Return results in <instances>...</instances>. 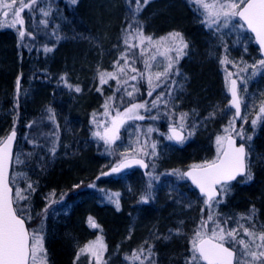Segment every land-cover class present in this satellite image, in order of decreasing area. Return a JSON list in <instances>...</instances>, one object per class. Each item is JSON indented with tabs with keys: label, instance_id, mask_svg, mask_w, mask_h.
I'll list each match as a JSON object with an SVG mask.
<instances>
[{
	"label": "trees",
	"instance_id": "1",
	"mask_svg": "<svg viewBox=\"0 0 264 264\" xmlns=\"http://www.w3.org/2000/svg\"><path fill=\"white\" fill-rule=\"evenodd\" d=\"M196 1L205 4L229 0H58V6L62 4L65 10L67 3L73 2L70 7L74 15L68 24H65L66 19L58 22L61 28L56 39L53 37L55 45L49 46V51L43 47V42L53 45L54 41L48 40V31H42L37 25L38 17L32 15V12L36 14L34 6L23 10L18 22L11 21V28L0 27V122L5 125L2 127L5 134L12 130L17 132V146L22 142L39 156L37 162L29 165L32 178L22 188L27 217L43 222L49 264H93L89 263L91 258L84 254V248L94 233L105 241L107 248L111 247V252L120 255L121 249L117 246L123 243L134 219L137 227L145 223L149 226L167 224L175 228L171 234H176L168 239L164 235L165 238L144 246H140L138 240L132 253L125 249L123 258L139 250L148 252L155 264H192V257L199 261L193 249L194 236L204 221L222 222L225 212L236 208L258 209L264 218V177L259 171L255 172L252 183H234L235 200L228 209H218L211 216L208 207L200 201L182 212L165 208V204L169 206L167 203H158L150 212L138 202L127 200L125 192L130 188L127 183H131L132 189L139 188L137 175L134 176L139 172L135 170L126 172L129 178L122 185L118 184L119 175L99 181L93 179L101 163L99 160L110 159L113 164L107 143L98 137L106 128L103 118L106 120L109 116L111 120L108 127L109 143L114 139L111 146L117 141L119 122H123L122 126L138 123L133 119L127 122L126 118L118 121L111 114L122 113L123 116L136 102H150L156 93L155 86L146 84L137 72L150 58L143 52L144 43L151 45L153 40L166 34L182 36L184 49L188 46L190 51L180 64L187 61L192 65L190 102L216 98V51L214 53L206 42L213 41L215 32L198 16ZM52 36L50 32V38ZM185 68L188 69L186 64ZM262 82L259 90H264V78ZM24 85L29 91L25 96ZM130 91L132 95H128ZM150 108L152 112L156 108L152 102ZM259 131L256 140L262 143V148L258 146L262 152L264 124ZM203 140L202 136L197 146L187 147L177 154L182 158L180 165H195L202 160L205 156ZM74 141L79 142L78 147ZM72 142L75 152L61 155L62 149ZM83 145L84 149L79 148ZM44 155L46 157H42ZM100 181L107 183L101 185ZM188 187L200 200L190 185ZM114 193L120 198L118 212L109 207L108 214H102L103 196ZM14 204L17 214L23 216L17 200ZM88 219L95 221L93 228L86 223ZM133 238L125 244H130Z\"/></svg>",
	"mask_w": 264,
	"mask_h": 264
},
{
	"label": "rangeland",
	"instance_id": "2",
	"mask_svg": "<svg viewBox=\"0 0 264 264\" xmlns=\"http://www.w3.org/2000/svg\"><path fill=\"white\" fill-rule=\"evenodd\" d=\"M151 1L156 2L157 0ZM244 2L245 0H229L224 3L215 1L205 4L197 1L195 3L196 6L198 5L196 8L202 22L207 28L213 27L215 32L212 34V37L215 36L212 39L214 42L206 40L213 52L216 51L214 63L218 66V70L216 69L218 90L216 98L212 101L203 99L194 104L190 103L191 89H193V79L190 73L192 65L189 66L187 61L180 64L190 51L188 46L184 49L186 44L182 36L166 34L164 37L153 40L151 45L144 43L143 52L150 58H147V62L149 59L147 65L141 70L138 69L137 72L142 75L146 84L155 86L156 93L150 102H141L142 100L136 102L135 106L127 109L128 112L123 116H121L122 113L118 114L119 117L115 113L111 114L118 118V121L126 118L127 122L130 119L138 122L134 125L129 123L124 126H122L123 122H119V129L116 137L114 136L117 141L111 145L112 147L110 144L114 139L109 143L111 136L108 134L111 120H109V116L106 117L108 120L103 118L106 128L101 130L98 137L107 143L110 156H113V164L111 165L110 159L107 162L99 160L101 163L93 174L95 181L104 179L99 176L117 166L122 160L141 158L146 161L148 167L145 171H138L139 173L134 174V176L137 175L139 188H131V183L126 182L129 178L126 173L118 176L120 178L118 184L127 183L131 188L125 192L128 195L127 200H132V203H134L133 201L138 202L150 212L155 210L154 205L158 203H167L169 206L165 204V208L179 209V212L195 205L198 201L204 205L203 199L197 200L190 192L189 183L187 184L183 172L192 166L199 167L215 162L222 152L224 141L228 136L235 137L247 149V173L236 184L252 183L251 180L256 171H259L264 177V151L258 150V146L260 145L259 147L262 148L263 145L256 140V134L260 132L259 129L264 124V90H259V87L263 85L264 61L258 48L253 47L252 37L236 17L237 10L242 7ZM72 3H67L68 6H65V10L62 4L58 6V0H0V27L11 28V21L18 22L22 17L23 10L34 6L36 14L32 12V15L38 17L37 25L42 31H48V40L54 41L53 37L56 39L61 28V24L58 22L66 19L65 24H68L72 21L71 17L74 15L73 9L70 7ZM50 32L53 33L51 38ZM84 38L87 37L84 36ZM54 45L55 41L53 45L43 42V47L48 51L50 50L49 46ZM194 53L200 55L198 51ZM192 60L195 62L194 59ZM185 64L188 69L185 68ZM231 78L238 82V93L242 105L240 119H236L234 110L228 106V82ZM26 87L28 86L22 87L24 96L29 93ZM57 94L60 93L57 92ZM132 94V91L128 92V95ZM151 102L156 107L153 112L150 108ZM184 103L190 104L188 110L187 106L182 107ZM3 124L0 122V143L6 136L5 130L2 128L5 126ZM169 127L179 128L184 133L185 137L182 143L171 140L167 133ZM202 136L204 139L203 153L205 154L202 160L195 165L186 167L180 165L182 158L179 155L183 149L197 146V141ZM74 142L75 147H78L79 142ZM73 145L72 142L64 147L61 155L68 152L74 153ZM79 148L84 149V145ZM38 158V154L36 155L33 150H28L21 142L15 152L10 181L14 187V199L19 204L20 213L30 224V264H49L48 238L43 222L37 220L36 217L32 219L27 217L26 198L22 188L23 184L32 178L28 171L29 165L31 162H37ZM106 183L102 181L100 184ZM234 187V184L220 187L219 199L207 206L209 216L215 215L218 209L224 211L229 208L230 202L235 200V196L232 195ZM227 199L230 200L227 202ZM119 202L120 198L117 193L103 196L104 211L101 213L106 214L109 207H114V210L118 212ZM236 209L233 212L227 210L228 212H225L224 216L225 220L222 222L206 220L199 225L194 236V252L196 243L201 238L209 236L214 240L224 242L236 252L235 264H264V218L255 208L253 210ZM146 213L148 215V212ZM32 220H34L33 223H31ZM86 223L92 227L95 221L88 219ZM137 226V220H132L123 243L117 246V249L119 247V250L121 249V259H119L118 252H111V247L107 248L105 241L101 237H97V233H94L93 238L84 248V254H89V258L92 259L89 260V263L155 264L154 260L147 255L148 252L136 250L131 256L123 258L124 251L126 249L130 254L138 244L140 246L147 245V243L165 238L164 235H167L168 239L176 234H171L175 228H170L167 224L149 226L145 223L140 227ZM164 232L167 234H163ZM133 236L134 242L125 244ZM84 254L81 253L82 256ZM193 258H191L193 260L191 263L199 264V261Z\"/></svg>",
	"mask_w": 264,
	"mask_h": 264
},
{
	"label": "water",
	"instance_id": "3",
	"mask_svg": "<svg viewBox=\"0 0 264 264\" xmlns=\"http://www.w3.org/2000/svg\"><path fill=\"white\" fill-rule=\"evenodd\" d=\"M237 18L252 35L264 59V0H247L237 11ZM229 107L235 111L236 119L242 114L236 79L228 82ZM175 142L184 140V133L177 128L168 129ZM17 141V133L10 132L0 143V264H29L30 236L25 221L20 218L13 205V189L9 178L12 159ZM246 148L237 144L234 137L228 136L218 160L204 167H192L183 176L196 190L199 197L210 204L219 197L218 187L229 184L246 174ZM147 163L140 158L122 160L101 177L121 174L127 170L143 171ZM196 251L203 264H234L235 252L223 244L204 237L196 244Z\"/></svg>",
	"mask_w": 264,
	"mask_h": 264
},
{
	"label": "bare ground",
	"instance_id": "4",
	"mask_svg": "<svg viewBox=\"0 0 264 264\" xmlns=\"http://www.w3.org/2000/svg\"><path fill=\"white\" fill-rule=\"evenodd\" d=\"M190 103H191V102H190ZM189 105H190V104H189ZM189 105L184 103V105H182V107L187 106L186 108H187V110H188V106H189ZM69 134H70V132L68 133V135H69ZM102 174H103V173H102ZM102 174H101V175H102ZM101 175H100L99 177H101ZM128 217H129V216H128ZM128 217H127V218H128Z\"/></svg>",
	"mask_w": 264,
	"mask_h": 264
}]
</instances>
